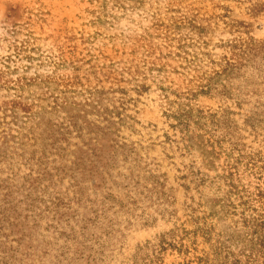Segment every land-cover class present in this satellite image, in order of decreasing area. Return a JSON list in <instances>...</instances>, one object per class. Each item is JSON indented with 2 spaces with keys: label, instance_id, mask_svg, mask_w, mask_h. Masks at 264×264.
<instances>
[{
  "label": "rangeland",
  "instance_id": "374dc122",
  "mask_svg": "<svg viewBox=\"0 0 264 264\" xmlns=\"http://www.w3.org/2000/svg\"><path fill=\"white\" fill-rule=\"evenodd\" d=\"M260 217L264 0H0V264H264Z\"/></svg>",
  "mask_w": 264,
  "mask_h": 264
},
{
  "label": "trees",
  "instance_id": "16d2710c",
  "mask_svg": "<svg viewBox=\"0 0 264 264\" xmlns=\"http://www.w3.org/2000/svg\"><path fill=\"white\" fill-rule=\"evenodd\" d=\"M152 47H155V45L150 44L149 48H152ZM190 112H191V107L180 109L177 113L179 123H183L185 120L184 118L187 117L188 114L190 115ZM253 233H254V237L256 238V240H258L260 246H264V217H260L257 219V222L255 223V226H254Z\"/></svg>",
  "mask_w": 264,
  "mask_h": 264
}]
</instances>
